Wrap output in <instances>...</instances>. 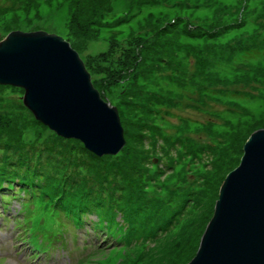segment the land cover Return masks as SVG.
Wrapping results in <instances>:
<instances>
[{
	"label": "rangeland",
	"instance_id": "obj_1",
	"mask_svg": "<svg viewBox=\"0 0 264 264\" xmlns=\"http://www.w3.org/2000/svg\"><path fill=\"white\" fill-rule=\"evenodd\" d=\"M13 31L70 44L125 144L98 157L35 120L22 88L0 85V182L14 185L2 191V250L34 262L29 212L16 211L51 223L44 201L62 220L50 224L51 264H188L224 178L264 129V0H0V41Z\"/></svg>",
	"mask_w": 264,
	"mask_h": 264
},
{
	"label": "water",
	"instance_id": "obj_2",
	"mask_svg": "<svg viewBox=\"0 0 264 264\" xmlns=\"http://www.w3.org/2000/svg\"><path fill=\"white\" fill-rule=\"evenodd\" d=\"M0 85L22 88L35 120L98 157L125 144L117 109L102 100L77 52L58 35L13 31L3 38ZM242 154L188 264H264V129L251 134Z\"/></svg>",
	"mask_w": 264,
	"mask_h": 264
},
{
	"label": "trees",
	"instance_id": "obj_3",
	"mask_svg": "<svg viewBox=\"0 0 264 264\" xmlns=\"http://www.w3.org/2000/svg\"><path fill=\"white\" fill-rule=\"evenodd\" d=\"M3 184H5V187H3ZM7 185V186H6ZM14 188V185H12V183H1L0 182V194L2 196V200H3V206L6 207L8 202L7 199L9 198L8 194H5L3 193L2 191H6V192H11ZM44 206L42 207V209L40 211L44 212V213H48V215L50 216H55L56 214L60 215L59 212L57 210H54L51 208V206H48L46 202H44ZM22 209H19L17 210V213L21 214L23 213V210H27L28 212H30V214H33L35 218L38 217V213L39 211L37 209L35 210H32L30 208H28L27 206H25V204L23 206H21ZM50 209V210H49ZM56 213V214H55ZM57 216V215H56ZM69 218H72V223H73V226L75 228H77L79 225H81V218H82V214L78 213L76 214L77 217L73 218L72 217V214H68L67 215ZM67 217V218H68ZM36 227H37V224H36ZM38 227L40 228V230L46 235V236H51L52 234H54L50 228V226L48 225V223H42V222H39V225Z\"/></svg>",
	"mask_w": 264,
	"mask_h": 264
}]
</instances>
